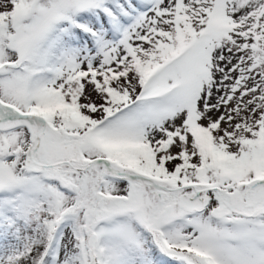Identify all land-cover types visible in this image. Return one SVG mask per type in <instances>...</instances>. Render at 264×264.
Returning a JSON list of instances; mask_svg holds the SVG:
<instances>
[{
  "label": "snow or ice",
  "instance_id": "1",
  "mask_svg": "<svg viewBox=\"0 0 264 264\" xmlns=\"http://www.w3.org/2000/svg\"><path fill=\"white\" fill-rule=\"evenodd\" d=\"M0 264H264V0H0Z\"/></svg>",
  "mask_w": 264,
  "mask_h": 264
}]
</instances>
